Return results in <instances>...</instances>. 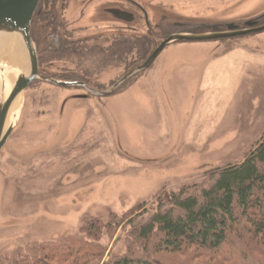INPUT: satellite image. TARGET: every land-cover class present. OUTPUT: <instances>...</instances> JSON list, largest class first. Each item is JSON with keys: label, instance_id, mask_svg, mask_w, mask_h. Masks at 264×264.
<instances>
[{"label": "rangeland", "instance_id": "374dc122", "mask_svg": "<svg viewBox=\"0 0 264 264\" xmlns=\"http://www.w3.org/2000/svg\"><path fill=\"white\" fill-rule=\"evenodd\" d=\"M119 1L134 22L107 14L105 0H66L63 17L70 28L82 29L75 37L123 27L151 31L157 39L161 32L243 26L264 13V0ZM0 65L9 66L5 57ZM62 68L74 69L56 62L42 71ZM122 69L109 64L90 80L107 86ZM141 72L102 97L44 82L24 91L0 150V254L60 241L84 218L105 219L109 211L121 214L141 202L152 207L158 195L240 161L264 133V30L174 42Z\"/></svg>", "mask_w": 264, "mask_h": 264}, {"label": "trees", "instance_id": "16d2710c", "mask_svg": "<svg viewBox=\"0 0 264 264\" xmlns=\"http://www.w3.org/2000/svg\"><path fill=\"white\" fill-rule=\"evenodd\" d=\"M65 1L39 0L30 25L38 71L55 79L105 89L142 64L169 35L161 32L154 39L147 31L75 37L74 31L82 29L70 28L64 19ZM258 21L264 23V13ZM56 62L74 69L42 71ZM109 64L122 65V73L107 86L91 82ZM0 264H264V133L240 161L158 195L152 207L141 202L121 214L109 211L105 219L84 218L76 233L0 254Z\"/></svg>", "mask_w": 264, "mask_h": 264}, {"label": "water", "instance_id": "95a60500", "mask_svg": "<svg viewBox=\"0 0 264 264\" xmlns=\"http://www.w3.org/2000/svg\"><path fill=\"white\" fill-rule=\"evenodd\" d=\"M38 3L39 0H0V38L14 36L23 50L26 61V66L21 71L8 65H0V150L17 122V114L11 113L13 104L35 81L56 86L82 88L88 94L98 97L107 96L132 76L148 68L161 50L174 42L236 37L264 30V23L258 24V19L253 18L246 21L243 28H239L237 24H228L225 30L212 26L207 32L194 30L172 32L155 46L142 64L122 75L107 88L97 90L83 82L59 80L38 72L36 45L30 35V25Z\"/></svg>", "mask_w": 264, "mask_h": 264}, {"label": "bare ground", "instance_id": "6f19581e", "mask_svg": "<svg viewBox=\"0 0 264 264\" xmlns=\"http://www.w3.org/2000/svg\"><path fill=\"white\" fill-rule=\"evenodd\" d=\"M1 57H5L9 63V66L14 69L21 71L26 66L23 50L14 36L0 38V58ZM20 105L21 100L18 98L13 104L11 113L15 112L17 114Z\"/></svg>", "mask_w": 264, "mask_h": 264}, {"label": "flooded vegetation", "instance_id": "af4514ba", "mask_svg": "<svg viewBox=\"0 0 264 264\" xmlns=\"http://www.w3.org/2000/svg\"><path fill=\"white\" fill-rule=\"evenodd\" d=\"M105 2L108 4V5H106L104 7V11L107 14L111 15L112 17H114V18H116V19H118L120 21H124V22H127V23L134 22L135 17L133 15V13H129L127 11L122 10L121 7H120V3H119L120 1L119 0H105ZM65 4H66V1H65ZM132 4L136 7L137 11L142 12L144 24H146V26H149L148 18L146 16L145 11L142 9V7L138 3H135V2H133ZM66 8H64L63 11H65ZM123 13H126V14L123 15ZM111 30H112L111 31L112 33H117V34L121 33V32H124L123 27H119V28L116 27V28L111 29ZM83 31H85V30H83Z\"/></svg>", "mask_w": 264, "mask_h": 264}, {"label": "crops", "instance_id": "0c3cea01", "mask_svg": "<svg viewBox=\"0 0 264 264\" xmlns=\"http://www.w3.org/2000/svg\"><path fill=\"white\" fill-rule=\"evenodd\" d=\"M150 83H149V88L151 89V93H155L156 92V87H154V83H153V79L151 77H149ZM158 80V77H157ZM162 82V78L159 79V83ZM151 100V99H149Z\"/></svg>", "mask_w": 264, "mask_h": 264}]
</instances>
